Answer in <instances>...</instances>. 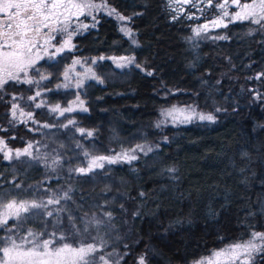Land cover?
Wrapping results in <instances>:
<instances>
[{
  "label": "trees",
  "instance_id": "trees-1",
  "mask_svg": "<svg viewBox=\"0 0 264 264\" xmlns=\"http://www.w3.org/2000/svg\"><path fill=\"white\" fill-rule=\"evenodd\" d=\"M106 2L130 18L138 44L121 31L116 18L99 13L95 27L74 37L75 50L37 65L50 75L41 85L44 95L36 102L18 103L39 123L10 124V96L5 95L0 127L7 131L0 136L14 149L34 140L47 142L51 151L74 165L84 161L78 143L97 155L119 154L137 144L153 150L147 155L138 152L139 159L131 163L107 164L91 179L69 180L64 167L59 181L42 164L21 163L26 159L10 163L0 154V191L31 199L33 189L41 185L59 188L70 183L76 189L73 198L83 205L81 213H99L98 206L106 204L113 214L106 236L114 250L127 253L121 264H138L140 256L146 264H194L248 239L252 231L264 232V29L237 21L196 36L194 26L211 19L215 5L186 4L176 12L172 0ZM217 36L226 39H213ZM109 55L135 57L141 68L120 69L109 59H99ZM93 58L103 83L57 89L74 59ZM7 87L25 97L36 90L28 85ZM77 96L88 111H74L75 127H61L68 115L52 113L48 104L67 105ZM41 100L46 104L36 108ZM174 106H193L213 115L215 122L163 120V112ZM45 123L50 127H41ZM77 128L94 135L81 136ZM168 168L177 171L169 173ZM35 226L40 227L38 221L26 224ZM257 264L264 261L257 258Z\"/></svg>",
  "mask_w": 264,
  "mask_h": 264
},
{
  "label": "snow or ice",
  "instance_id": "snow-or-ice-1",
  "mask_svg": "<svg viewBox=\"0 0 264 264\" xmlns=\"http://www.w3.org/2000/svg\"><path fill=\"white\" fill-rule=\"evenodd\" d=\"M172 2L176 4L174 8L176 12H181L183 5L186 4L194 8L199 7L201 3L206 4L208 8L214 6V0H195V2L172 0ZM215 8L218 9V15L216 19L210 21L213 28L227 27L225 23L227 18L228 22L249 21L264 29V0H215ZM230 9L236 11L230 12ZM100 11H106L108 15H114L120 21L130 19L110 8L106 0H101L100 3L96 0H0V101H3L5 95L10 96V100L7 101L10 105V124H27L28 121L39 123L34 119L33 112H26L18 103L20 100L36 102L38 97L44 95L45 89H42L41 85L50 79V75L41 72L37 65L42 60L55 61L65 51L75 50L74 37L82 34L89 27L82 23L80 18L91 17L94 22L92 26L95 27L98 23L95 14ZM200 11L204 9L201 8ZM208 30L209 23H205L195 29V34L201 36ZM121 31L129 38L133 37L130 28L122 27ZM213 39H226V37L217 36ZM111 59L118 68L130 65L141 68V65L135 62V57ZM77 64H81V61L74 60L73 66L64 71L63 79L66 82L75 79V87L82 88L84 81L79 74L70 76V73L75 72ZM88 72L90 73L88 78L98 79L91 69H88ZM152 74L151 71L147 72L149 76ZM256 79H260V76ZM99 82L103 83L102 80ZM10 84L28 85L30 89L34 87L36 90L33 95L25 97L10 91L7 87ZM69 86L68 83L58 84L57 89ZM76 103H79L81 111H88L79 96L73 101V104ZM45 104L46 101L41 100L35 103V107L41 108ZM49 110L64 116L65 113H71L75 109L71 105L63 109L60 105H55ZM187 111L172 108L165 114L167 116L179 114L183 117L182 122H186L192 119L191 115L185 114ZM196 118L215 122V117L211 114H197ZM69 125L75 127V121L69 119L67 123L61 124V127L68 128ZM41 127L49 128L50 125L45 123ZM0 131L7 129L0 127ZM77 131L81 136L94 135L93 131H86L83 128H77ZM35 147V144L28 142L23 149H13L4 138H0V154L4 160L11 163L13 160L20 161L21 157H26L27 159L21 163L29 166H32L33 162L36 165L42 164L54 174L52 178L59 181L61 179L59 170H63L65 164L71 165V161L59 154L56 156L48 153L34 154ZM76 147L82 149L83 166H69L66 169L69 180L82 176L91 179L92 174L97 170H101L102 173L105 164L131 163L139 159L138 152L147 155L153 150L148 145L137 144L133 148L122 150L119 154L93 155L84 150L79 143ZM165 171L175 173L177 169L168 168ZM46 182L51 184V179ZM21 187L22 185L16 184V188ZM37 191L44 195L36 197L34 194ZM74 191L76 189L70 183L62 184L59 188H44L41 185L33 189L31 199L20 198L9 190L0 191V264H121L123 255L127 253L122 255L115 250L106 251L108 241L104 237L107 230L112 227V212L107 210L106 204H102L98 206L101 209L99 213H81L80 209L83 205L73 198ZM79 200L84 201L85 197L81 195ZM10 221L13 223L10 224ZM29 221H38L40 228L34 230L32 227H26ZM257 258L264 261V232L252 231L248 239L216 250L211 257L194 264H257ZM138 264H145L144 256L139 257Z\"/></svg>",
  "mask_w": 264,
  "mask_h": 264
},
{
  "label": "rangeland",
  "instance_id": "rangeland-1",
  "mask_svg": "<svg viewBox=\"0 0 264 264\" xmlns=\"http://www.w3.org/2000/svg\"><path fill=\"white\" fill-rule=\"evenodd\" d=\"M97 3H100L101 1H96ZM194 2H195V0H194ZM214 2H215V0H214ZM109 5V4H108ZM201 5L203 6V5H206V4H203V3H201ZM214 5H215V3H214ZM109 7L110 8H113L112 6H110L109 5ZM234 11H236V9H230V12H234ZM99 13H106L107 14V12L106 11H100V12H98V13H96L95 15H96V17H97V15L99 14ZM121 15V14H120ZM217 15H218V9H217V13L211 18V19H207V20H205V21H203V22H201V23H198V24H196L195 26H194V33H195V29L197 28V27H201L202 25H204L205 23H209V30L207 31V33H202L201 34V36L202 37H205L206 36V34H208L209 33V31H212V30H218V29H221V28H223V26H220V27H215V28H213L212 26H211V24H210V21H212V20H214V19H216V17H217ZM110 16H112V17H114V18H116L114 15H110ZM117 19V18H116ZM118 20V19H117ZM80 21L82 22V23H84V24H87V25H89V27L90 26H92L93 25V20L91 19V17H87V16H83V17H81L80 18ZM118 22H119V24H120V27L122 28V27H128V28H130L131 29V27H130V25H129V23H128V19H126L125 21H120V20H118ZM235 22H237V21H235ZM239 22V21H238ZM225 23H232V22H228V19L226 18L225 19ZM255 26H257V25H255ZM259 27V26H258ZM132 31V30H131ZM133 32V31H132ZM128 37V36H127ZM129 38V37H128ZM130 40H131V42L133 43V40H135V43H133V44H135V45H137L138 43H137V40H136V36H135V34L133 33V37L132 38H129ZM57 40L59 41L60 40V37L58 36L57 37ZM112 57H115V58H117V60L120 58V57H132V56H114V55H109V56H105V57H103L104 59H109L110 61H111V63L116 67V63L111 59ZM100 59V58H99ZM74 60H80L81 61V64H77V65H75V72H73V73H70V76H75L76 74H79V76L83 79V81H84V84H86L87 82H90V81H100V79H99V76H98V74H97V71H96V69H95V66H94V63H93V61H95L96 62V59L95 58H93V59H90V60H86V59H74ZM73 60V61H74ZM73 61L71 62V64H69L68 65V67L66 68V69H69V68H71L72 66H73ZM129 67V66H128ZM118 68V67H117ZM126 68V67H125ZM88 69H91V71H92V73H94L97 77H98V79L97 80H93V79H90V78H88L89 76H90V73L88 72ZM120 69H123V68H120ZM63 83H68L70 86L69 87H67V88H74V89H79V88H76L75 87V83H76V81H75V79H72V80H70V81H64V79H63V76H62V81H61V83L60 84H63ZM77 100V99H76ZM76 100H74V101H76ZM56 105V104H55ZM54 104H48V109H50L51 107H53V106H55ZM60 105V104H59ZM69 105H71V106H73L74 107V111H76V110H80V105H79V103H76V104H73V102H70V103H68L67 105H60V107H61V109H63L64 107H67V106H69ZM172 108H177V109H186V110H188L185 114H188V115H191L192 116V119H194V118H196L197 117V114H206V113H203V112H200V111H198L195 107H193V106H174V107H171V108H169V109H167V110H165L164 112H163V116H164V119L163 120H167L169 123H172V124H182V123H187V122H190V121H186V122H182L183 121V117L182 116H180L179 114H177V115H175V116H167L165 113L168 111V110H170V109H172ZM194 110V111H193ZM50 111V110H49ZM73 111V112H74ZM73 112H71V113H65V115H68V118L66 119V121H65V123H67V121L69 120V119H71L72 120V117H71V114L73 113ZM58 115V114H57ZM59 116V115H58ZM198 119V118H197ZM0 138H2L1 136H0ZM37 142H39V143H37ZM32 143L33 144H35L36 145V147L33 149V151H34V154H38V153H48V154H50L51 156H56L57 154H58V152L57 151H51L50 149H49V146H48V143L47 142H41V141H38V140H34V141H32ZM27 146V145H26ZM25 146V147H26ZM10 147V146H9ZM24 148V147H23ZM23 148H15V149H23ZM14 149V148H13ZM93 155H97V154H93ZM21 159H27L26 157H21L20 158V160ZM83 166V162L82 163H79V164H71V165H69V166ZM107 164H105V166H106ZM68 165L67 166H65V168L67 169L68 167H69ZM11 222L12 221H10L9 223L11 224ZM13 223V222H12ZM34 230H38L40 227H32ZM112 234V233H111ZM107 241H108V247H107V249H106V251H109V252H111V251H113L114 250V248H112V242H111V238L110 237H108V236H106L105 235V237H104ZM116 252H118L117 250H115ZM146 264V263H145Z\"/></svg>",
  "mask_w": 264,
  "mask_h": 264
}]
</instances>
